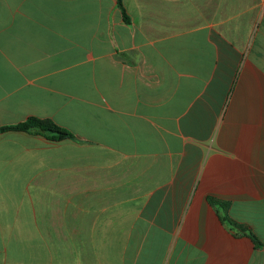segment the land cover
Instances as JSON below:
<instances>
[{
  "label": "crops",
  "instance_id": "obj_1",
  "mask_svg": "<svg viewBox=\"0 0 264 264\" xmlns=\"http://www.w3.org/2000/svg\"><path fill=\"white\" fill-rule=\"evenodd\" d=\"M29 117L74 138L0 131V264H264V0H0Z\"/></svg>",
  "mask_w": 264,
  "mask_h": 264
},
{
  "label": "trees",
  "instance_id": "obj_2",
  "mask_svg": "<svg viewBox=\"0 0 264 264\" xmlns=\"http://www.w3.org/2000/svg\"><path fill=\"white\" fill-rule=\"evenodd\" d=\"M118 4L122 7V0H118ZM125 18L127 19L126 15ZM9 130L36 132L37 134L52 141H61L74 138L72 133L62 128L51 119H42L39 117H29L25 122L16 126L0 128V131ZM256 244L257 246H260V243L257 241Z\"/></svg>",
  "mask_w": 264,
  "mask_h": 264
}]
</instances>
